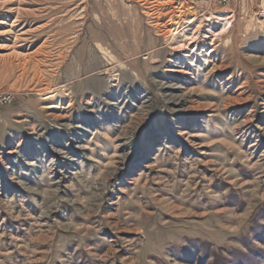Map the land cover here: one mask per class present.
Wrapping results in <instances>:
<instances>
[{
  "label": "rangeland",
  "instance_id": "obj_1",
  "mask_svg": "<svg viewBox=\"0 0 264 264\" xmlns=\"http://www.w3.org/2000/svg\"><path fill=\"white\" fill-rule=\"evenodd\" d=\"M0 88V264H264V0H0Z\"/></svg>",
  "mask_w": 264,
  "mask_h": 264
},
{
  "label": "built area",
  "instance_id": "obj_2",
  "mask_svg": "<svg viewBox=\"0 0 264 264\" xmlns=\"http://www.w3.org/2000/svg\"><path fill=\"white\" fill-rule=\"evenodd\" d=\"M196 3L215 2L218 6L227 7L233 0H192ZM16 96L13 92H8L0 88V107L9 106L14 104Z\"/></svg>",
  "mask_w": 264,
  "mask_h": 264
},
{
  "label": "bare ground",
  "instance_id": "obj_3",
  "mask_svg": "<svg viewBox=\"0 0 264 264\" xmlns=\"http://www.w3.org/2000/svg\"><path fill=\"white\" fill-rule=\"evenodd\" d=\"M81 38V37H80ZM63 60V59H62Z\"/></svg>",
  "mask_w": 264,
  "mask_h": 264
}]
</instances>
